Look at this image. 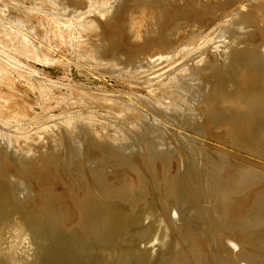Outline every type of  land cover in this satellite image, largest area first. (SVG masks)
<instances>
[{
    "label": "rangeland",
    "instance_id": "1",
    "mask_svg": "<svg viewBox=\"0 0 264 264\" xmlns=\"http://www.w3.org/2000/svg\"><path fill=\"white\" fill-rule=\"evenodd\" d=\"M254 1L257 2L255 7L252 6ZM138 2L152 4L153 6H148L152 9L150 10L153 14H156L158 8L162 10L158 16L153 17L155 19L154 25L145 22L146 18L142 15H138L139 19L142 17L140 22H138L137 15L133 21H127V13L137 6ZM160 18L162 20L158 22L157 19ZM240 21H242V25L239 23ZM133 23H135V27L130 28L129 26ZM141 24H143L142 27L145 31L152 27L155 31L144 33L141 39L138 36L133 37L134 33L139 31V25ZM230 25L231 27H229ZM178 27L179 32H177ZM234 28L240 32L237 33V36L234 35L236 34ZM263 40L264 0H76L69 6L64 3V0H0V109L3 111V113L0 112V159H2L0 160V166L3 164L2 168L0 167V184L12 194L15 192L14 195L17 198L34 202L67 187L84 182L120 179L142 182L149 185L156 193L166 223L183 253H187L185 256L190 264H264V223H260L264 219V215L263 218L261 217L264 214V200L262 199L264 197V140H262L264 138V115H259L253 119L256 122L244 120L239 123L251 122L244 123L247 124L245 127L246 133L243 135L244 137H239V141L236 140L235 142H238L239 146L231 143L235 138L233 139L230 136V129H227L231 125L228 126L225 123L227 122L226 119L233 115L232 113L236 108L247 109V106H245L247 101L243 102L245 97L257 95V104L254 103L253 107L258 108L259 103L264 102L261 101L264 95L263 78L260 77L261 81L259 75H257L255 79L248 83L249 86L242 88L243 80L236 76L238 73H242V70H240L242 65L240 64L241 67L238 65L236 68L234 66L239 62L237 61L238 55H242L241 58L247 56L248 59H246L247 57L242 60L241 58L238 59L242 61L239 63H244L242 68L246 69L244 67L246 65L248 69H252L250 72L261 74L264 71L262 63L264 62V53L262 54L264 47L261 49V46H264ZM250 46H253L252 51L248 49ZM232 48L234 49L232 50ZM256 49L257 51L258 49L261 50L260 54L263 56H260L259 51L257 52ZM237 51H241L240 54ZM252 52L258 54L254 55ZM231 54H234V58L236 57V60H234L237 63L232 60L233 55L228 60V56L230 58ZM249 54H252L250 56H253V58H258L256 56L261 57L258 58V61L263 57L259 61L262 65H259L257 59L256 61L255 58L250 59ZM223 58L228 60L233 67ZM249 59L253 60L250 61ZM244 60L252 62L253 66L250 63H245ZM219 61L220 64L222 63L221 65L218 64ZM212 62L215 64L218 62V65L216 64L218 67ZM254 62L257 64L254 65ZM211 64L212 68H210ZM213 64L216 69L221 68V66H224L221 69L231 67L232 71L235 69V73H232L231 68L228 69L230 72L227 69L223 71L220 68L215 72ZM238 67L240 69L236 73ZM255 67H258L257 70L253 69ZM211 69L215 72L216 77H212L215 79L211 78L214 74ZM220 70L221 72H219ZM225 71L228 73L226 74ZM223 72L225 74L222 76H229L231 80L228 78V81H224L226 77L223 78L225 85L220 84V82L223 83L222 80L220 81L222 78L220 75ZM217 73L221 78L218 77ZM229 73L230 75H228ZM231 75L235 76L232 77ZM193 77L200 81L199 84H196L197 81L194 82L196 79ZM217 77L220 78V82ZM192 78L193 80H191ZM181 79H184L185 87V83L183 84ZM211 79L212 81H218H216L217 83L214 81L218 87L221 85L218 92L221 88L225 91L221 90L217 94L215 92L217 89L214 91L217 86ZM187 80L192 81H189L191 82L190 86H188L190 83ZM180 81H182V84ZM229 82L234 86H231ZM236 82L238 85L234 84ZM210 84L212 85L210 86ZM229 86L232 87L233 91L231 93L235 94L234 97L239 93L236 94L237 90L240 89L239 86L243 96L247 93L248 95L240 100H235L232 98ZM210 87H212L211 89L214 88L210 90L212 93L209 94L210 98L216 94L212 97L214 99L207 97L209 96ZM234 87L236 90L233 89ZM246 88L249 90H246ZM226 90L229 91L227 97L224 94H228ZM201 92L202 95H199L198 93L201 94ZM197 94L199 95L198 99ZM216 96L218 102L214 103L216 102ZM249 97L246 99L248 100ZM228 98H231V100ZM209 101L214 105H211ZM231 103L232 105H230ZM208 104L212 107L207 106ZM215 104L218 108L225 105L222 109L225 108L224 111L227 112L223 111V113L222 110L220 111L221 108L218 109L221 114L215 111V108H217ZM209 108L215 109L214 113H211ZM228 109L231 115L227 114ZM231 109L233 112L230 111ZM168 114H171V116H168ZM221 115L223 117H220ZM173 118H176V121ZM213 119L218 126L221 124L223 128L217 127L214 129L216 124ZM205 122H207V125ZM194 123H198L197 125H200V127L205 126L201 127V130ZM209 123L212 124V127ZM145 124L149 127L147 129L150 132L146 129ZM260 125L263 126L260 128ZM195 126L197 127L195 128ZM230 128H232V132L234 127ZM138 130H141L140 133ZM146 130L147 133L143 134ZM86 132L89 133L87 136L90 135V138L85 135ZM220 132L226 133L230 136L229 139L233 140L228 143L229 139L226 138L228 136H223L225 134L222 133L221 136L226 139L222 138L223 141L221 136H217ZM256 132H262L261 136ZM83 133L85 136H83ZM136 133L142 139L143 142L140 141L142 144L138 142L140 139L133 137L137 135ZM204 133L207 134L206 137ZM213 133L218 134L214 137ZM253 133L255 134L253 135ZM146 134L150 136L149 139H153L146 140L148 139ZM245 135L246 139H243ZM191 136L194 138H191ZM91 138L94 142L90 140ZM128 138H132V140ZM134 138L138 141L133 142ZM241 138L243 143L240 140ZM67 139L68 141L71 139V142H68V144H71L70 147L65 142ZM96 139L98 142L108 143L110 141V146H117L112 148L113 150L103 142L102 144L98 143L96 146ZM254 139L258 140V144H253L255 143ZM80 141L83 145L79 143ZM130 142L134 146L131 147ZM64 143L67 147L64 146ZM185 143L188 147L185 146ZM75 144L80 148L76 149ZM243 144H246V149H243ZM254 145H257V148L252 147ZM98 146L102 147L99 148ZM103 146L107 152L103 150ZM128 146L130 147L127 149ZM91 147H95V149ZM117 148L127 150L121 151L119 149L117 151ZM100 149L103 151H100ZM51 150H55V153H57L54 154V151ZM48 151H50V154L53 152L54 155L51 156L55 157L50 158L56 161V165L53 166L55 161L48 157L52 165L50 163V171L47 174L54 172V177H57L58 181L55 178L45 180L44 176V182H42L43 178H38L37 182L35 181L34 172L31 173L33 167L31 166L29 171V165H32L35 158H39L42 153L49 156ZM231 152L241 155L234 156L235 154ZM225 153L227 156L223 155ZM192 154L196 155L192 156ZM205 154L208 157L210 156V159L211 157L215 158L216 164L214 159H212L213 162L211 160L210 162L209 159L204 158ZM243 154H247L248 157H246L247 155L243 157ZM28 156L32 161L28 159ZM218 156L219 159L216 160ZM223 156L228 157L230 160L227 159V165L223 160L226 158ZM189 157H193V159L195 157L193 167L191 165L193 163L188 165L189 161L193 162L189 160ZM220 157H223V159ZM241 157L242 159H237ZM110 158L112 159L109 160ZM26 159L29 160L28 169L26 167L28 161H24ZM114 159L116 162L118 161V164L115 161L113 163ZM69 160H72V163ZM153 160L154 164L152 165ZM163 160L170 161L167 171L165 168L163 170ZM218 160L224 161L226 166L223 163L220 165L225 166V169L227 166L230 168L235 165V171L238 167H240L237 169L239 172L242 168L244 171L249 170L252 174L249 173L250 175H248L249 171L245 172L246 174L244 173L246 177L243 174L244 180H247V182H250L248 180L253 182L255 179L257 180L255 175L259 176V180L253 182L255 185H249L250 189L244 188L247 191L246 196L243 193V199H241V195L238 198L239 201L242 200L241 209L237 207L235 210L232 209L235 206L230 203L231 201H223L224 206L222 205V207L220 204L222 202L216 201V190L218 189L214 185L220 187L219 190L223 189V185L225 186L230 178L225 176L223 180L228 179L217 184V178L222 179V175H226L225 173L229 170L224 169L226 172L220 174L223 167L221 168L219 165L218 167L221 169L219 171L217 167ZM23 162L25 163L23 164ZM66 162L71 164H66ZM229 162H232L233 166H230L231 163L228 164ZM247 162L250 169L246 166ZM211 163L215 164L217 168H214ZM250 165H252L253 170L256 169L255 172L251 170ZM23 166L29 171L30 175L33 174L32 179L28 171H22L26 173L25 175L19 171L20 168L23 169ZM52 166L55 171H53ZM211 167L216 169V173L218 171L219 177H215L216 179L212 176L211 172L214 171L211 170ZM257 167L259 168L258 174L256 173ZM230 169L233 170V168ZM42 170L44 169H40V172ZM231 170L227 172V175L230 176L234 173L231 176L234 178L236 172L233 170L232 173ZM254 173L256 174L253 175ZM240 174L236 173V176L239 175L240 180H242L243 177L241 178L242 174L241 176ZM26 175L29 176L30 180ZM249 176L255 179H249ZM180 177L183 179L181 181L189 184L188 187L181 189L178 186ZM211 177L216 180L215 183V180L213 181ZM210 178L213 182L212 185H209L211 188L207 187ZM198 180L203 185H200L199 188L203 187L201 189H204V186H206L209 189L205 198L202 196L206 190H199L201 193L203 192L199 198H197V190L192 191L194 189L192 186L194 185L193 181L197 183ZM222 182H224L223 185ZM247 182L245 181L246 184ZM38 184H48L50 186H40ZM246 184L245 186H248ZM51 185L55 188H51ZM45 187H50L49 191ZM191 191L194 195L196 194L194 196L195 201ZM210 194H213L215 200ZM258 197L263 201L262 203L261 201L258 202L262 204V209H260L261 204L257 206L254 203L255 200L257 203ZM197 199L201 200L199 201L201 202L200 209ZM203 199L208 200V203L210 199V202L213 201V203L208 204ZM204 201L207 204H204ZM251 205L256 206V208L251 207ZM223 207L231 209L229 210L230 213L232 210L235 211V215L232 212L229 214L233 215L232 218L230 216L227 219H231L228 221L229 224H231V221L234 222L232 223L234 224L233 227L232 224L229 225L231 227H226L228 223L225 224L224 222L226 216L229 215L227 214L228 209L223 213L221 212L225 209ZM248 207L249 209L255 208L252 209L253 213L255 211L254 216L251 211L252 215L250 214ZM257 208H259L260 215L256 211ZM212 212L216 213L212 215ZM247 212L248 214H246ZM217 214L224 218L218 216V219H216ZM249 214L253 216L249 221L251 226L239 225L240 222L242 224V220L244 221L243 224L245 223V220H247L246 215L249 217ZM209 216L212 219H208ZM219 219L222 220L221 225L218 224V221L220 223ZM216 238L219 239L217 243ZM214 245H216V248Z\"/></svg>",
    "mask_w": 264,
    "mask_h": 264
},
{
    "label": "water",
    "instance_id": "2",
    "mask_svg": "<svg viewBox=\"0 0 264 264\" xmlns=\"http://www.w3.org/2000/svg\"><path fill=\"white\" fill-rule=\"evenodd\" d=\"M0 264H190L153 189L79 183L34 202L0 184Z\"/></svg>",
    "mask_w": 264,
    "mask_h": 264
},
{
    "label": "bare ground",
    "instance_id": "3",
    "mask_svg": "<svg viewBox=\"0 0 264 264\" xmlns=\"http://www.w3.org/2000/svg\"><path fill=\"white\" fill-rule=\"evenodd\" d=\"M56 1H57V0H56ZM75 1H76V0H64V3H66V4L69 6V5H71L72 3H74ZM137 1H138V0H137ZM149 1H154V0H149ZM166 4H167V3H166ZM168 4H169V3H168ZM168 4H167V5H168ZM219 4H220V3H219ZM255 4H257V2L254 1V3H252V6L255 7ZM148 5H152V4H149V3H147V2H143V3L138 2V5L135 6L134 8H132V9L127 13V17H126L127 21H133V20H134V17H136V15H137V19L139 20V21H138V20H137V21L140 22V19H141L142 17L139 19V18H138V15H142V16H144V17L146 18L145 22L150 23L151 25H154V24H155V19H154L153 17L158 16V15L162 12V10H159V8H158V9L156 10V14H153L152 11H151L152 9H151ZM164 5H165V4H164ZM152 6H153V5H152ZM252 6H251V7H252ZM160 7H161V6H160ZM150 9H151V10H150ZM211 10H212V9H211ZM213 10H214V9H213ZM254 11H255V10H254ZM244 14H245V13H244ZM242 15H243V13H242ZM245 15H249V14H245ZM259 16H260V15H259ZM259 16H258V17H259ZM18 17L20 18V16H18ZM241 17H242V16H241ZM260 17H261V16H260ZM246 18H247V17H246ZM238 19H239V18H238ZM238 19H236V21H238ZM242 19H243V18H242ZM248 19H250V18H248ZM161 20H162V18L157 19L158 22L161 21ZM250 20H251V19H250ZM20 21H21V20H20ZM247 21H248V20H247ZM241 22H242V21H240L239 23H241ZM245 22H246V21H245ZM164 23H165V22H164ZM234 23H235V22H234ZM237 23H238V22H237ZM243 23H244V22H243ZM252 23H254V22H252ZM134 24H135V23H133V24H132L131 26H129V27H130V28H131V27L134 28V27H135ZM143 24H144V23H143ZM143 24L139 25V27H140V28L138 29L139 31H137L136 33H134V36H133V37L138 36V37H140V39H141V36H143L144 33L151 32V31H155V30L153 29L154 27H152L151 29H148V30L145 31L144 28L142 27ZM254 24H255V23H254ZM232 25H233V24H232ZM241 25H242V23H241ZM243 25H245V24H243ZM229 27H231V25H230ZM234 27H236V26H234ZM136 28H137V27H136ZM227 28H228V27H227ZM260 28H261V27H260ZM177 29H178L177 32H179V27H178ZM222 29H223V28H222ZM229 29H230V28H229ZM234 29L236 30V28H234ZM225 30H226V28H225ZM235 30H234V31H235ZM182 31H183V30H182ZM231 31H233V30H231ZM229 32H230V31H229ZM230 33H232V32H230ZM235 33H236V34H234V33H233V34H234L235 36H237V35H238L237 33H240V32H238V31L236 30ZM240 35H241V34H240ZM230 36H231V35H230ZM235 36H234V37H235ZM242 37H243V36H242ZM262 42L264 43V40H263ZM260 43H261V42H260ZM263 43H262V44H263ZM251 45H254V44H251ZM234 46H235V44H234ZM250 47H251V46H250ZM250 47H248V49H251V51H252V47H253V46H252L251 48H250ZM262 47H264V46L262 45V46H261V49H262ZM255 48H257V47L255 46ZM255 48H254V49H255ZM233 49H234V48H232V50H233ZM259 49H260V48H259ZM259 49H258V51H259V55H260V56H263V55L260 54V53H261V50H259ZM235 50H236V48H235ZM254 51H255V50H254ZM256 51H257V49H256ZM256 51H255V53H256ZM258 51H257V52H258ZM262 51H264V48H263ZM233 52H234V51H233ZM237 52L240 54L241 51H240V52L237 51ZM237 52H235V54H236ZM228 53H229V52H228ZM231 53H232V51H231ZM238 53H237V55H238ZM245 53H246V52H245ZM245 53H244V55H245ZM252 53L254 54V52H252ZM263 53H264V52H262V54H263ZM242 54H243V53H242ZM257 54H258V53H257ZM257 54H254V55H257ZM232 55H233V56H232ZM250 55H252V54H249L248 56H250ZM231 56H232V58H233L232 60L235 61V60H236V57L234 58V54H231V55H230V58H229V56H228V60L231 59ZM241 56H242V55H240V56L238 55L239 58H241ZM244 57H247V56H244ZM244 57H243V58H244ZM256 57L261 58V57H259V56H256ZM226 58H227V57H226ZM239 58H237V61L240 62L243 58H241V60H238ZM249 58L251 59V58H253V56H252V57L250 56ZM254 58H255V57H254ZM254 58H253V59H254ZM258 58H255V61H256V59H257V62H258L259 65H260L261 63H260L259 61L262 60L263 57H262V59H260L259 61H258ZM218 59H219V58H218ZM223 59H224V61L226 60L225 58H223ZM234 59H235V60H234ZM246 59H248V57H247ZM250 59H249V60H250ZM253 59H252V60H253ZM215 60H217V59H215ZM228 60H226V61L228 62ZM252 60H250V61H252ZM263 60H264V59H263ZM237 61H235V62L237 63ZM244 61H245V63H250L249 61H247V62H246V60H244ZM239 62L237 63V65H234L235 68H236V66H238V65H239V67H241L240 64H241L242 67H243V64H244V63L242 64V63H239ZM241 62H242V61H241ZM212 63H214V62H212ZM217 63H218V62H217ZM217 63H216V64H217ZM228 63H230V62H228ZM228 63H226V65H227ZM233 63H234V62H233ZM233 63H232V64H233ZM251 63H252V62H251ZM251 63H250V64H251ZM254 63H255L254 65L257 64L256 62H254ZM262 63H263V66H264V62H262ZM214 64H215V63H214ZM214 64H213V69H215V72H217L218 69H219L220 67H219L218 69H216V67L214 66ZM216 64H215V65H216ZM218 64L221 65L222 63L220 64V61H219ZM218 64H217V65H218ZM252 64H253V63H252ZM252 64H251V65H252ZM217 65H216V66H217ZM230 65H231V63H230ZM247 65H248V64H247ZM261 65H262V64H261ZM227 66H229V65H227ZM252 66H253V65H252ZM257 66H258V65H257ZM214 67H215V68H214ZM217 67H218V66H217ZM223 67H224V66H221V68H223ZM225 67H226V66H225ZM231 67H233V66L231 65ZM231 67H230V68H231ZM239 67H238V70L236 71V73H238V71H239V69H240ZM242 67H241V69H240V70H242V73H240L241 76H240L239 73L236 75L238 78L240 77V79L242 78L241 80H243V83L241 82L242 85H243L242 88H244V87H246V86H249L248 83H249L250 81H252V79H255V77H257V75H259V79H260L261 81H262L261 78H263V80H264V73H263L264 71L261 72V74H260L259 72H258V73L250 72L252 69H251V70L248 69V68L246 67V65L244 66L246 69H244V68H242ZM248 67H249V66H248ZM258 67H261V66H258ZM258 67H255V68H253V69H256V68H258ZM204 68H205V67H204ZM204 68H203V69H204ZM210 68H212V64H211V67H210ZM221 68H220V69H221ZM230 68H229V67H226L227 70L230 69ZM249 68H250V67H249ZM251 68H252V67H251ZM213 69H211V72H214ZM226 69H221V70L224 71V70H226ZM204 70L206 71V69H204ZM216 70H217V71H216ZM221 70H220L219 72H221ZM230 70L232 71L233 69L231 68ZM230 70H228V72H230ZM256 70H257V69H256ZM201 71H202V70H201ZM205 71H204V72H205ZM208 71L210 72V70H208ZM234 71H235V69H234ZM234 71H232V73H235ZM206 72H207V71H206ZM211 72H210V73H211ZM215 72H214L213 75H215ZM225 72H226V71H225ZM228 72H226V74H227ZM200 73H202V72H200ZM232 73H231V74H232ZM223 74H225V73H224V72L221 73L220 76H222ZM242 74H243V75H242ZM194 75H195V74H194ZM194 75H193V76H194ZM196 75H197V74H196ZM198 75H199V72H198ZM198 75L196 76L197 79H198ZM204 75H205V73H204ZM213 75L211 76V78H212V77H216V75H215V76H213ZM217 75H218V77H220L218 73H217ZM228 75H230V73H229ZM260 75H262V76H260ZM224 76H225V75H224ZM231 76L234 77L235 75H234V76L231 75ZM199 77H200V76H199ZM202 77H203V76H202ZM218 77H217V80L219 81V79H220L221 77H220L219 79H218ZM225 77H226V80L223 79V78H225ZM225 77L222 76V78L220 79V81H221V80H222V81H223V80H224V81H228L227 79L229 78V76H225ZM260 77H261V78H260ZM193 78L196 79L195 77H193ZM193 78H192L191 80H193ZM197 79H196L194 82H196ZM200 79H202V78H200ZM212 79H215V78H212ZM212 79H211V81H212ZM240 79H239V81H240ZM181 80H182V79H181ZM191 80H189V81H191ZM217 80H213L212 82H214V81L216 82ZM229 80H230V78H229ZM257 80H258V79H257ZM182 81H183V84H184V83H185V82H184V79H183ZM182 81H180V83H181ZM187 81H188V80H187ZM189 81H188V82H189ZM218 81H217V82H218ZM220 81H219V82H220ZM224 81H223V83L220 82V84H224ZM230 81H231V80H230ZM234 81H236V79H234ZM234 81H233V82H234ZM188 82H187V83H188ZM191 82H192V81H191ZM191 82H189L190 84H189L188 86L191 85ZM199 82H200V81L198 80V81L196 82V84H197V83L199 84ZM215 82H214V83H215ZM217 82H216V83H217ZM263 82H264V81H263ZM216 83H215V84H216ZM229 83H230V82H229ZM229 83H228V85H229ZM241 83H240V84H241ZM256 83H257V81H256ZM256 83H255V85H256ZM178 84H179V83H178ZM181 84H182V83H181ZM220 84H219V85H220ZM230 84H231V83H230ZM234 84H237V85H238L237 82L234 83ZM247 84H248V85H247ZM257 84H259V83H257ZM179 85H180V84H179ZM185 85H186V83L184 84V87H185ZM193 85H195V84H193ZM211 85H212V84H210V86H211ZM224 85H225V84H224ZM224 85H223V86H224ZM226 85H227V84H226ZM232 85H233V84H231V86H232ZM250 85H251V84H250ZM180 86H181V85H180ZM216 86H217V84H216ZM220 86H221V85H220ZM220 86H219V87L217 86V88H215V89L213 88L214 91L217 89V90L215 91L216 93L218 92V89L220 88ZM233 86H234V85H233ZM257 86H258V85H257ZM212 87H214V86H212ZM212 87H210L208 95H209L210 93H212V92L210 91V90H213V89H211ZM229 88H230V86H229ZM231 88H232V87H231ZM231 88H230V89H231ZM239 88H240V89L237 88L238 90H237L236 94H237L238 92H239V93L236 95V97L233 96V95H235V94H232V93H231L233 90L231 89V91H230V93H231L232 96H233L232 98L235 99V100H240L242 97L244 98L246 95H248V93H247V94H245V95L243 96V93H242L241 87L239 86ZM248 88H249V87H248ZM186 89H187V88H186ZM233 89H235V87H234ZM249 89H250V88H249ZM249 89L246 88V90H249ZM184 90H185V88H184ZM221 90H222V88H221ZM221 90H220V91H221ZM227 90H228V89H227ZM227 90H226V91H227ZM235 90H236V89H235ZM182 91H183V90H182ZM220 91H219V92H220ZM222 91H223V90H222ZM224 91H225V89H224ZM224 91H223V92H224ZM219 92H218V93H219ZM227 92H228V94L224 93V94H225V97L229 96V91H227ZM247 92H249V91H247ZM179 93H180V92H179ZM218 93H217V94H218ZM234 93H235V92H234ZM244 93H245V91H244ZM249 93H250V92H249ZM198 94H199V95H202V92H201V94H200V93H198ZM198 94H197V95H198ZM222 94H223V93H222ZM199 95H198L197 99L199 98ZM206 95H207V94H206ZM214 95H216V94H214ZM214 95H213L212 97H214ZM219 95H220V94H219ZM203 96H204V95H203ZM249 96H251V95H249ZM249 96L245 97V99L243 100V102H246V101H247L246 104L244 103L245 106H247V109H241V108L239 109V108H236L237 106L235 105V108H236V109L234 110V113H232L233 115L230 116L228 119H226L227 122L223 121V122H225L228 126L231 125L230 127H234V130H233L232 132H231V129H232V128H230V127L227 128V129H230V133H231L230 136L233 137V139L235 138L234 140L232 139V140L234 141V143H233V141H232L231 139H229L230 136L226 135L227 132L224 131L225 129H224L223 131L226 132V133L220 132V133H221V134L219 133L220 135H219L218 133H217L218 135L213 133V136H214V137H216V135H217V136H221L222 133H223V134H225V135H223V136H228V137H226V138L229 139V142H228V143H230V140H231V141H232V142H231L232 144H237L238 142L235 143L236 140H238L239 137L243 136V135L246 133V131H245V127L247 126V124H244V123H245V122H246V123H251V122L245 121V122L242 123V124H239V123L242 122V121H244V120H249V121L252 120V121H255V120H253V119L257 118L259 115H264V102L261 103V104L259 103L258 108H257V107H253L254 103L257 104L258 97H257L256 94H254L252 97H249ZM207 97L210 98V95L207 96ZM207 97H204V98H207ZM212 97H211V98H212ZM218 97H220V96H218ZM230 97H231V95H230ZM248 97H249V99L247 100L246 98H248ZM211 98H210V99H211ZM216 98H217V96L215 97V99H216ZM223 98H224V96H223ZM223 98H222V101H223ZM212 99H214V98H212ZM228 99L231 100V98H228ZM200 100H201V99H200ZM245 100H246V101H245ZM211 101H215V100H211ZM211 101H209V102L211 103V105H212V104L214 105V103H217V102H218L217 99H216V102H214V103H212ZM261 101H264V95L262 96ZM206 102H207V101H206ZM209 102H208V103H209ZM219 102H220V101H219ZM227 102L229 103V101H227ZM241 102H242V101H241ZM234 103H237V102H234ZM211 105L208 104L207 106H211ZM226 105H227V104H226ZM230 105H232V103H231ZM224 106H225V105H224ZM224 106H222V107L219 106V107L221 108V109H220V108H218L217 105L215 104V107H217V108H215V107H213V108L216 109V110L214 109L215 111H218V109H220V111L222 110V112H223L225 108H224V109H222V108H223ZM228 106H229V104H228ZM211 107H212V106H211ZM233 107H234V106H233ZM233 107H232V108H233ZM213 108H209V109H210L209 111H210L211 113H214V110H212ZM230 108H231V107H230ZM254 108H255V109H254ZM233 109H234V108H233ZM5 110H6V109H5ZM226 110H227V109H226ZM207 111H208V110H207ZM230 111L233 112L232 109H231ZM0 112L3 113L2 109H0ZM210 112H207V113H210ZM218 112H219V111H218ZM224 112L226 113L227 111H224ZM224 112H223V113H224ZM211 113H210V114H211ZM215 113H216V112H215ZM219 113H220V112H219ZM223 113H222V114H223ZM4 114H5V113H4ZM159 114H160V113H159ZM220 114H221V113H220ZM227 114L231 115V113H229V109H228V113H227ZM173 115H174V114H173ZM168 116H171V114H170V115L168 114ZM224 116H226V114H224ZM172 117H174V116H172ZM220 117H223V115H221ZM165 118H166V117H165ZM218 118H219V117H218ZM224 118H225V117H224ZM226 118H227V117H226ZM169 119H170V118H169ZM173 119H175L174 121H176V118H173ZM203 119H204V118H203ZM219 119H221V118H219ZM171 120H172V118H171ZM201 120H202V119H201ZM208 120H209V119H208ZM222 120H224V119H222ZM172 121H173V120H172ZM209 121H211V120H209ZM213 121H214V123L217 125V123H216V121H215L214 119H213ZM220 121H221V120H220ZM201 122H202V121H201ZM217 122H219V121H217ZM255 122H256V121H255ZM198 123H200V122H198ZM198 123H196V124L194 123V124L197 125ZM203 123H204V122H203ZM203 123H202V125H203ZM205 123H206V125H207V122H205ZM219 123H220V122H219ZM221 123H222V122H221ZM257 123H258V122H257ZM143 124H144V123H143ZM209 124H210V123H209ZM209 124H208V125H209ZM226 124H225V125H226ZM238 124H239V125H238ZM261 124H262V123H261ZM135 125H136V124H135ZM145 125H146V124H145ZM200 125H201V123H200ZM200 125H197V126L200 127ZM210 125H211V127H212V124H210ZM216 125L214 126V124H213L214 129L217 128V127H218V128H219V127H220V128L222 127L221 124H220V126H218V125L216 126ZM225 125H224V128H225ZM237 125H238V126H237ZM251 125H252V124H251ZM253 125L256 126L257 124H253ZM197 126H195V128H196ZM204 126H205V125H204ZM204 126H203V127H204ZM258 126H259V125H258ZM262 126H263V125H262ZM262 126L260 125V128H261ZM199 127H198V129H199ZM201 127H202V126H201ZM201 127H200V129H201ZM203 127H202V128H203ZM206 127L208 128V126H206ZM139 128H140V127H139ZM147 128H149V127H147V125H146V129H147ZM222 128H223V127H222ZM252 128H253V127H252ZM257 128H259V127H257ZM263 128H264V127H263ZM141 129H142V128H141ZM200 129H199V130H200ZM136 130H137V129H136ZM143 130H145V128H143ZM147 130L150 132L149 129H147ZM147 130H146L145 132H143V134L147 133ZM201 130H202V129H201ZM203 130H204V129H203ZM206 130H207V129H206ZM249 130H250V129H249ZM254 130H255V129H254ZM258 130L260 131V129H258ZM261 130H262V129H261ZM78 131H79V130H78ZM80 131H81V130H80ZM80 131H79V132H80ZM140 131H141V130H140ZM140 131L138 130L139 133H140ZM218 131H219V130H218ZM218 131H216V132H218ZM255 131H256V130H255ZM138 132H137V133H138ZM263 132H264V130H263ZM84 133H85V132H84ZM84 133H83V136H85V135L87 136V134H89V133L86 132V134L84 135ZM137 133H136V134H137ZM205 133H206V131H205ZM205 133H204V134H205ZM208 133H209V132H208ZM256 133H257V132H256ZM261 133H262V132H261ZM261 133H257V134L260 135ZM81 134H82V133H81ZM141 134H142V133H141ZM148 134H149V133H148ZM148 134H146V135H148ZM254 134H255V133H253V135H254ZM137 135H138V134H137ZM137 135H136V136H133V137H136L138 140H139V139H140V140L138 141L136 138H134L135 140L133 139V142H135L136 140H137L138 142L142 141V139L140 138V136H139V135L137 136ZM150 135H153V134H150ZM206 135H207V134H205V137H206ZM83 136H82V137H83ZM249 136H250V135H249ZM249 136H248V137H249ZM260 136H261V135H260ZM87 137H88V136H87ZM91 137H92V136H91ZM138 137H139V138H138ZM149 137H150V136L148 135V139H146V140H152V139H153V138H152V139H149ZM189 137H190V135H189ZM236 137H237V138H236ZM243 137H244V136H243ZM251 137H253V136H251ZM47 138H48V137H47ZM75 138H76V137H75ZM80 138H81V137H80ZM88 138H90V135H89ZM115 138H116V137H115ZM122 138H123V137H122ZM142 138H144V137H142ZM191 138H194V137L191 136ZM222 138H224V137L221 136V139H222ZM257 138H258V137H257ZM257 138H256V139H257ZM84 139H85V138H84ZM93 139H94V137H93ZM93 139L91 138L90 140H93ZM128 139H129V140H132V138H128ZM207 139H208V137H207ZM209 139H210V137H209ZM214 139H215V138H214ZM216 139H217V138H216ZM221 139H220V140H221ZM243 139H246V135H245V138H243ZM261 139H262V138H261ZM70 140H71V139H70ZM70 140H69V141H70ZM80 140H81V139H80ZM90 140H89V141H90ZM104 140H107V139H104ZM124 140H125V139H124ZM126 140H127V139H126ZM217 140H218V139H217ZM217 140H216V141H217ZM222 140H223V139H222ZM224 140H226V139L224 138ZM224 140H223V141H224ZM240 140H242V138H241ZM249 140H250V139H249ZM249 140H248V141H249ZM254 140H255V139H254ZM262 140H264V138H263ZM262 140H261V141H262ZM69 141H68V139H67V141H65V142H67V144H68ZM76 141H77V140H76ZM86 141H87V140H86ZM108 141H109V140H108ZM118 141H120V140H118ZM238 141H239V140H238ZM245 141H246V140H245ZM70 142H71V141H70ZM93 142H94V140H93ZM96 142H97V143H96ZM96 142H95V144H96V146H97L98 143H101V144H102L103 141H102V142H101V141L98 142V140L96 139ZM106 142H107V141H106ZM109 142H110V141H109ZM109 142H108V143L103 142V143H105V145L108 144V145L110 146V143H109ZM122 142H123V141H122ZM131 142H132V141H131ZM131 142H130V144H131V147H132V146H134V144H132ZM142 142H143V141H142ZM192 142H193V141H192ZM257 142H258V140H257V141L255 140V143H253V144H258ZM262 142H263V141H262ZM262 142H261V143H262ZM55 143H56V142H55ZM72 143H74V142H72ZM75 143H77V142H75ZM79 143H81V141H80ZM115 143H116V142H115ZM115 143H114V144H115ZM120 143H121V142H120ZM124 143H125V142H124ZM140 143H141V142H140ZM188 143H189V142H188ZM242 143H243V140H242ZM242 143H241V144H242ZM251 143H252V141H251ZM263 143H264V142H263ZM64 144H65V143H64ZM81 144H82V143H81ZM95 144H94V145H95ZM101 144H100V145H101ZM111 144H112V143H111ZM122 144H123V143H122ZM122 144H121V145H122ZM141 144H142V143H141ZM185 144H186V143H185ZM247 144H248V143H247ZM249 144H250V141H249ZM249 144H248V146H249ZM253 144H251V145H253ZM259 144H260V143H259ZM68 145H69V147H70L71 144H68ZM75 145H76V144H75ZM79 145H80V144H79ZM82 145H83V144H82ZM82 145H81V146H82ZM118 145H119V144H118ZM128 145H129V143H128ZM183 145H184V142H183ZM190 145H191V144H190ZM190 145H189V146H190ZM239 145H240V144H237V146H239ZM243 145H244V144H243ZM245 145H246V144H245ZM245 145L243 146V149H244V148L246 149ZM64 146L67 147L66 144H65ZM77 146H78V145L75 146L76 149H77V148H80V147H77ZM112 146H113V145H112ZM112 146H110L111 149L114 148V147L117 146V145H115L114 147H112ZM123 146H124V144H123ZM185 146H187V144H186ZM194 146H195V143H194ZM228 146H229V145H228ZM237 146H236V147H237ZM241 146H242V145H241ZM248 146H247V147H248ZM259 146H261V145H259ZM72 147H73V144H72ZM98 147H99V146H98ZM98 147H97V148H98ZM100 147H102V146H100ZM100 147H99V148H100ZM129 147H130V146H128L127 149H128ZM187 147H188V146H187ZM187 147H186V148H187ZM252 147H256V148H257V145H256V146L254 145V146H252ZM56 148H58V147H56ZM62 148H63V147H62ZM91 148H93V147H91ZM99 148H98V150H99ZM115 148H116V147H115ZM121 148H122V147H121ZM121 148H119L121 151H123V150H124V151L127 150V149H121ZM125 148H126V146H125ZM196 148H197V147H196ZM238 148H239V147H238ZM240 148H241V147H240ZM240 148H239V149H240ZM248 148H249V147H248ZM258 148H261V147H258ZM93 149H95V147H94ZM108 149L110 150V148H108ZM117 149H118V148H117ZM117 149H116V150H117ZM119 149H118L117 151H119ZM192 149H193V148H192ZM231 149H232V147H231ZM241 149H242V148H241ZM243 149H242V150H243ZM250 149H251V148H250ZM28 150H29V149H28ZM98 150H97V151H98ZM101 150H102V149H100V151H101ZM103 150H104L105 152H107V150L104 149V146H103ZM103 150H102V151H103ZM112 150H113V149H112ZM114 150H115V149H114ZM182 150H183V149H182ZM193 150H194V149H193ZM232 150H233V149H232ZM236 150H237V149H236ZM247 150H248V149H247ZM251 150H252V149H251ZM255 150H256V149L254 148V151H255ZM261 150H262V149H261ZM51 151H54V154L57 153V152L55 153V150H51ZM58 151H59V150H58ZM121 151H120V152H121ZM189 151L191 152L190 149H189ZM230 151H231V150L229 149V152H230ZM239 151H241V150H239ZM239 151H238V152H239ZM257 151H258V149H257ZM48 152H49V154H50V151H48ZM111 152H112V151H111ZM115 152H116V151H115ZM194 152H195V151H194ZM194 152H193V153H194ZM236 152H237V151H236ZM241 152H242V151H241ZM247 152H248V151H247ZM255 152H256V151H255ZM258 152L260 153V151H258ZM28 153H29V151H28ZM51 153L53 154V152H51ZM97 153H98V152H97ZM99 153H100V152H99ZM204 153H205V152H204ZM231 153H234V154H235V152H231ZM231 153H230V154H231ZM239 153H240V152H239ZM239 153H238V154H239ZM242 153H243V152H242ZM252 153H253V150H252ZM252 153H251V154H252ZM261 153H263V151H261ZM31 154H34V153H31ZM43 154H44V153H42V155H40L39 158L36 157L37 159L35 158V162H34L32 165H29V171H30V168H31V166H32L33 169H31V170H33V171H32L31 173L34 172V175H35V181H37L38 178H39V179H40V178H43L44 176H45V180H46V179H49V178H55V179H57V177H54V172H53V171H55L53 166L56 165V164H55L56 161L53 160V158H54L55 156H51L52 154H50L49 156H46V155H43ZM54 154H53V155H54ZM110 154H112V153H110ZM116 154H117V153H116ZM149 154H150V153H149ZM206 154H208V153L206 152ZM206 154L204 155V158H206L207 160L209 159L208 161H210V160L212 161V159H214V163H215V158H212V157H211V159H210V158H209L210 156L208 157ZM227 154H228V153H227ZM238 154H237V155H238ZM249 154H250V152H249ZM38 155H39V154H38ZM114 155H115V154H114ZM195 155H196V154H195ZM195 155L192 154V156H195ZM223 155H224V156H227L226 153L223 154ZM228 155H229V154H228ZM237 155L235 154L234 156H237ZM239 155H241V154H239ZM245 155H247V154H245ZM245 155L243 154V157H244ZM260 155H261V154H260ZM30 156H31V155H30ZM168 156H169V155H168ZM205 156H207L208 158L205 157ZM224 156H223V157H224ZM232 156H233V155H232ZM255 156H257V155H255ZM262 156H263V155H262ZM31 157H33V156H31ZM48 157H49V159H51L50 157H53L51 160L55 161V162L53 163V166H52V168H53V171H52L53 173H52V174H47V173L50 171L49 169H50V167H51V165H52V163H51V161L48 159ZM165 157H167V156H165ZM223 157H220V158L223 159ZM246 157H248V155H247ZM1 158H2V157H1ZM189 158H190V157H189ZM224 158H226V157H224ZM229 158H230V157H229ZM234 158H236V157H234ZM234 158H233V159H234ZM28 159H30L29 156H28ZM111 159H112V158H110L109 160H111ZM163 159H164V158H163ZM179 159H180V158H179ZM184 159L186 160V158H184ZM194 159H195V157H194ZM194 159H193V157H192V158H190L189 160H192V161H193ZM217 159H219V156H218V158H216V160H217ZM227 159H228V157H227L226 159H223V160H225L226 165H227V162H228ZM237 159H242V157H241V158H237ZM243 159H244V158H243ZM245 159H246V158H245ZM248 159H249V158H248ZM248 159H247V160H248ZM254 159H255V158H254ZM0 160H2V159H0ZM30 160H31V159H30ZM169 160H170V159H169ZM185 160H183V161H185ZM196 160H197V159H196ZM228 160H229V159H228ZM235 160H236V159H235ZM24 161H28V162H26V163H27V166H26V167H27V169H28L29 160L26 159V160H24ZM31 161H32V160H31ZM48 161H49V162H48ZM69 161L72 163V160H69ZM114 161L116 162L115 159L113 160V163H114ZM211 161H210V162H211ZM218 161H219V164L217 165V167H218L221 163L224 164V161H220V160H218ZM229 161H230V160H229ZM233 161H234V160H233ZM237 161H240V162H241L242 160H237ZM244 161H246V160H244ZM70 162H66V164H67V163H68V164H71ZM152 162H153V163H152V165H153V164H154V160H153ZM212 162H213V161H212ZM242 162H243V161H242ZM261 162H262V160H261ZM24 163H25V162H23V164H24ZM50 163H51V165H50ZM116 163L118 164V161H117ZM169 163H170V161H169V162H167L166 160H163V161H162L163 170H164V168H165L166 171H167V167H169ZM180 163H181V162H180ZM183 163H184V162H183ZM189 163H190V164L193 163V164H191L192 167H193V165L195 164L194 161H193V162L189 161V162H188V165H189ZM230 163H231V164H230ZM235 163H236V162H235ZM244 163H245V162H244ZM251 163H252V162H251ZM259 163H260V162H259ZM48 164H49L50 166H49ZM211 164L214 165V168H217V167H215V164H216V163H215V164L211 163ZM228 164H230V166H231V165L233 166L232 162H229ZM237 164H238V163H237ZM248 164H249V163L247 162L246 166H248ZM256 164H257V163H256ZM25 165H26V164H25ZM111 165H114V164H111ZM224 165H225V164H224ZM226 165H225V166H226ZM238 165H239V164H238ZM1 166H3V164H2ZM1 166H0V167H1ZM19 166H21V165H19ZM114 166H115V165H114ZM225 166H223V165H222V166H221V165L219 166V167H221V168L223 167V168H222L223 171H220L221 169L218 167V169H219V171H220V174H221V172H226L228 169L231 170L230 168H233L234 172H236L237 174H238V173H239V174H240V173L242 174V176H241V174H240V176H241V178L243 177V179L240 180L239 175H238V177H237V176H236V173H235L234 178L231 177V176L234 174V173H233V170H231L232 173H233L232 175H230V176L227 175V172H230V171L228 170V171L225 173L226 175H222L223 177H222V179H221V178L219 177V175L217 174L218 171H217V173H216V171H215L216 169H214L213 167H211V170L213 169V171L215 172V173H214V172H211V173H212V176H213L214 178H215V177H216V178L219 177V178H217V179L219 180V181L217 180V184H219L218 182L221 183V181L223 180V178H225V176L228 177V178L230 177V178H229V182H228L225 186L223 185L224 182H222L223 189L221 188V189H220L221 191L219 190L220 187L218 188L217 185H214V184H213V185L215 186V188L217 187V189H218V190L215 189V190L217 191V192H216V194H217V196H216V201L219 200V201H221V202L223 203V204H222V203L219 202V203L221 204V207H222V205L224 206V202H223V201H225V202H227V201H231L230 203H231V204L233 203L234 206H235V207H232V209L234 208V210H235L236 207L241 209V201H242V200L239 201L238 198L240 197V195H241V199H243V196H244V195L246 196L247 191L244 190V188H247V189L249 188V189H250V186H251V185H255L254 183H255V180H256L255 178H256V177H257V180H259V179H258L259 176H256V175H255V174L259 171V168H258L259 166L257 167L258 170L256 171V173L253 174V175H255V178H253V177H254L253 175H251V176H253V177L249 176V177H250L249 179H251V178H252V180L255 179V180L253 181L254 183H253L251 180H248V181L252 182L251 184H250V182H247V180H244L245 177H246V175H245L246 173H245V172H247V171H249V170H247V171L245 170V171H244V169L242 168V169H240V172H239V170L237 171V169H239L240 167L236 168V171H235V168H234L235 165H234L233 167H230V168L227 166L226 169H225ZM251 166H252V165H250V167H251ZM104 167H105V166H104ZM116 167H118V166H116ZM190 167H191V166H190ZM236 167H237V166H236ZM244 167H245V166H244ZM254 167H255V166H254ZM1 168H2V167H1ZM21 168H22V166H21ZM21 168H20V170H19V171H21V172H22V171H26V172L28 171L27 169L24 168V166H23V169H24V170H23V169L21 170ZM52 168H51V170H52ZM113 168H115V167H113ZM248 168H249V166H248ZM40 169H44V170H42V171L40 172ZM45 169H48V170H45ZM224 169H225L226 171H224ZM249 169H250V168H249ZM254 169H255V168H254ZM0 170H1V169H0ZM251 170H253L252 167H251ZM255 170H256V169H255ZM255 170H253V171L255 172ZM19 171H18V172H19ZM29 171H28V174H29ZM166 171H164V172H166ZM242 171H244V172L242 173ZM253 171H252V172H253ZM0 172H1V171H0ZM39 172H40V173H39ZM22 173H24V172H22ZM50 173H51V172H50ZM213 173H214V174H213ZM244 173H245V174H244ZM249 173H251V172L249 171V172H248V175H250ZM25 174H26V173H24V175H25ZM28 174H27V175H28ZM243 174H244L245 177L243 176ZM251 174H252V173H251ZM257 174H258V173H257ZM27 175H26V176H27ZM181 175H182V174H181ZM214 175H215V176H214ZM217 175H218V176H217ZM248 175H247V176H248ZM29 176H32L31 179L33 178V174H32V175L29 174ZM29 176H27V178H28ZM41 176H42V177H41ZM55 176H57V174H55ZM210 176H211V175H210ZM263 176H264V175H263ZM181 177L183 178V176H181ZM181 177H180V178H181ZM235 177H236V179H235ZM261 177H262V176H261ZM84 178H86V176H84ZM182 178L179 179V181H178V182H179L178 186H180L181 189H184V188H186V186L189 185V184H187V182H185V181H181V180H183ZM211 178H212V177H211ZM211 178H210L209 181H208V183H209V182H210V183L207 185V187H208L210 184L212 185V183H213V182L211 181ZM214 178H212L213 181L216 179V178H215V179H214ZM228 178H226V179H228ZM237 178H238V179H237ZM28 179H29V178H28ZM226 179L223 180V181H226ZM230 179H231V180H230ZM246 179H247V178H246ZM260 179H261V178H260ZM6 180H7V179H6ZM29 180H30V179H29ZM59 180H60V179H59ZM84 180H85V179H84ZM257 180H256V181H257ZM35 181H34V182H35ZM39 181H41V180H39ZM50 181H51V180H50ZM57 181H58V179H57ZM85 181H88V180H85ZM196 181H197V180H196ZM199 181H200V180H198L197 183H196L195 181H193L194 185H192L193 183L191 182V183H192L191 185L194 187L193 190L190 188L191 186H190L189 188H190V190H192V191H196V190H197V198H199L200 196H202V193H203V192L201 193V192H200L201 190H202V191H203V190H206V191H205V194H203V196H202V197L205 198V195L207 194V190H209V189H208L206 186H204V187H205L204 189H201V188H203V187H200V188H199V186L201 185V184H200L201 182L199 183ZM245 181L247 182V184L245 183ZM37 182H38V181H37ZM42 182H44V178H43ZM215 182H216V180L214 181V183H215ZM46 183H47V181H46ZM51 183H52V181H51ZM248 183H249V184H248ZM257 183H258V182H257ZM245 184L248 185V186L250 185V186H249V187H248V186H245ZM38 185H40V184H38ZM41 185L50 186V185H48V184H47V185H46V184H41ZM41 185H40V186H41ZM201 186H203V185H201ZM214 186H212V187H214ZM27 187H28V186H27ZM43 187H44V186H43ZM52 187H54V186L51 185V188H52ZM187 187H188V186H187ZM193 187H192V188H193ZM209 187H210V186H209ZM221 187H222V186H221ZM54 188H55V187H54ZM210 188H211V187H210ZM263 188H264V187H263ZM45 189L48 190V189H50V187H49V188L45 187ZM200 189H201V190H200ZM213 189H214V188H213ZM213 189H212V190H213ZM199 190H200V191H199ZM8 191H9V190H8ZM48 191H49V190H48ZM188 191H189V190H188ZM192 191H191V193L193 194ZM244 191H245V192H244ZM198 192H200V193H198ZM209 192H212V191H209ZM11 193H12V192H11ZM14 193H15V192H14ZM14 193H13V195H14ZM194 193H196V192H194ZM212 193H213V192H212ZM243 193H244V195H242ZM262 194H263V193H262ZM195 195H196V194H195ZM195 195L193 194V199H194V196H195ZM210 195H211V194H210ZM211 196H213V194H212ZM211 196H210V198H211ZM262 196H263V195H262ZM260 197H261V195H260ZM187 198H188V197H187ZM206 198H208V197L206 196ZM213 198H214V196H213ZM262 199L264 200V197H263ZM262 199H261V198L259 199V197H258V201H257V203H256V200H255V202H254L255 205H256V204H257V206L260 205V204L263 202V201H261ZM195 200H196V199H194V201H195ZM197 200H198V199H197ZM203 200H205V199H203ZM203 200H202V201H203ZM214 200H215V198H214ZM199 201H201V200H198V202H199ZM205 201H206V200H205ZM205 201H204V204H207V203H208V202H207L208 200L206 201L207 203H205ZM260 201H261V203H258V202H260ZM211 202L213 203V201H211ZM211 202H210V199H209V203H208V204H210ZM214 202H215V201H214ZM189 203H190V202H189ZM191 203H192V202H191ZM197 204L200 205V206H199V209H200V207H201V202H199V203H197ZM215 204H216V203H215ZM242 204H243V202H242ZM212 205H213V204H212ZM202 206H203V204H202ZM216 206H217V205H216ZM232 206H233V205H232ZM253 206H254V205H253ZM253 206L251 205V207H253ZM218 207H219V206H218ZM227 207H228V206H227ZM254 207L256 208V206H254ZM260 207H261V208H260ZM260 207H259V208L262 209V204H261ZM263 207H264V203H263ZM197 208H198V206H197ZM215 208H216V207H215ZM223 208H225V209H224L223 211L221 210L222 213L225 212V210L228 209V208L226 209V207H223ZM223 208H222V209H223ZM237 208H236V209H237ZM255 208H250V209H251V210H250L249 207H248V211H249V212H250V211L252 212V209H255ZM259 208H257L258 210H256V211H258V213H259ZM199 209H198V210H199ZM229 210H231V209H228V211H227V214H228V215L231 214V213L233 212V210H232V212L230 213ZM246 210H247V208H246ZM246 210H245V211H246ZM194 211H195V209H194ZM196 211H197V209H196ZM245 211H244V212H245ZM253 211H254V210H253ZM197 212H198V211H197ZM234 212H235V211H234ZM234 212H233V214H234ZM238 212H239V211H238ZM251 212H250V214H251ZM198 213H199V212H198ZM215 213H216V212H215ZM215 213L212 212V215L215 214ZM252 213H253V212H252ZM194 214H196V213H194ZM209 214H210V213H209ZM218 214H220V213H218ZM218 214L216 215V219H218V216L221 217V215H218ZM227 214H226V215H227ZM246 214H248V212H247ZM250 214H249V215H250ZM254 214H255V211H254V213H253V216H254ZM222 215H223V214H222ZM224 215H225V214H224ZM234 215H235V214H234ZM251 215H252V214H251ZM251 215H250V216H251ZM258 215H260V213H259ZM263 215H264V214L261 215L262 218H263ZM230 216H231V218H232L233 215L226 216L227 218L225 217V218H226V219H225V222L223 221L225 224H226V222L228 223V221L231 220V219L227 220L228 218H230ZM246 216H247V218H246ZM246 216H245V218H246L247 220H245V218H244L245 223L243 224L244 221L242 220V224H241V222H240L239 225H246V226H248V227L251 226V224H250L249 221H250V219H251L253 216H251V217H250V216L248 217V215H246ZM261 217H260V218H261ZM209 218L212 219L211 216H209L208 219H209ZM213 218H214V217H213ZM221 218H224V217L222 216ZM248 218H249V219H248ZM205 219H206V218H205ZM208 219H206V220H208ZM219 220H220V219H219ZM226 220H227V221H226ZM260 220H261V219H260ZM263 220H264V219H262V221H263ZM209 221H210V220H209ZM215 221H217V220H215ZM262 221H260L261 224L264 223V222H262ZM213 222H214V221H213ZM213 222H212V223H213ZM221 222H222V220H220V223H219V221H218V224L221 225ZM212 223H210V225H212ZM216 223H217V222H216ZM230 223L232 224V223H234V222L231 221ZM231 224L228 223V226L226 225V227H231V226H229V225H231ZM256 224L258 225V222H257ZM208 225H209V224H208ZM210 225H209V227H210ZM233 225H234V224H232V227H233ZM259 225H260V224H259ZM222 226H223V223H222ZM222 226H221V227H222ZM223 227H224V226H223ZM212 228H213V227H212ZM214 228H216V227H214ZM211 231H212V229H211ZM213 231L215 232L214 229H213ZM218 240H219V239L216 238V243H217ZM214 244H215V242H214ZM216 245H217V244H216ZM216 245H214V247H215ZM217 247H218V245H217ZM215 248H216V247H215ZM186 254H187V253H186ZM186 254H185V255H186ZM200 254H201V253H200ZM200 259H201V258H200Z\"/></svg>",
    "mask_w": 264,
    "mask_h": 264
}]
</instances>
